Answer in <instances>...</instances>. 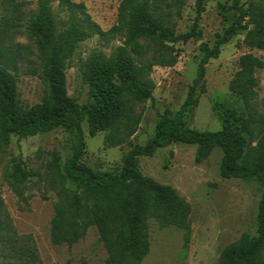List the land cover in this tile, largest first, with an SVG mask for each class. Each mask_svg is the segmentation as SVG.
Masks as SVG:
<instances>
[{
  "label": "trees",
  "instance_id": "obj_1",
  "mask_svg": "<svg viewBox=\"0 0 264 264\" xmlns=\"http://www.w3.org/2000/svg\"><path fill=\"white\" fill-rule=\"evenodd\" d=\"M185 1L121 0L115 23L103 30L82 2L58 0L63 13L59 20L53 14L52 0H37L33 12L25 10L24 1L0 0V144L7 145L12 136L22 140L55 130L73 136L65 161L61 164L54 152L47 165L52 185L60 186L49 231L54 244L72 245L93 226L108 255L107 264H140L149 252V220L181 230L188 243L189 204L174 188L144 176L139 168L140 157H151L171 144H186L196 147L197 164L219 149L222 179L261 187L255 235L244 233L227 245L219 264H264V114L252 109L257 99L256 72L264 68V60L252 53L241 55L229 82V92L246 111L239 128L196 131L185 123L186 114L198 103L197 89L204 90L205 66L218 57L222 46L244 33L242 45L264 53V0H233L235 20L215 36L211 46L204 42L199 46L196 75L182 105L175 112L164 110L154 135L144 145L131 142L141 121V105L152 98L149 76L153 68L173 67L179 56L176 44L201 40L199 21L206 0H195V17L188 31L175 29L173 19L180 17ZM19 36L28 39L35 53L15 42ZM95 36L105 43L119 39L121 45L109 56L92 54L80 66L89 100L79 104L67 93L66 63L80 43ZM28 55L37 60L36 75L43 85L40 101L30 107L23 105L17 87L20 64ZM84 121L90 136L104 133L106 147H130L118 173L81 163ZM38 175L19 158L12 161L5 179L18 192ZM6 229L0 222V231ZM5 242L14 264H41L30 237L13 234Z\"/></svg>",
  "mask_w": 264,
  "mask_h": 264
},
{
  "label": "rangeland",
  "instance_id": "obj_2",
  "mask_svg": "<svg viewBox=\"0 0 264 264\" xmlns=\"http://www.w3.org/2000/svg\"><path fill=\"white\" fill-rule=\"evenodd\" d=\"M26 3L25 10L33 12L37 0H19ZM82 2L91 19L101 29L108 30L116 20L121 0H72ZM233 0H206L199 21L201 40L178 43V61L173 67H154L149 78L152 82V98L141 107L143 113L132 144L144 145L155 133L160 115L165 109L175 112L186 99L188 89L196 75L200 58L199 46L212 45L217 34L230 25L237 15ZM51 8L57 19L63 18L58 0H52ZM195 17V0H186L179 18H174L178 33L188 31ZM244 33L235 36L222 46L216 59L205 66L204 90L198 88V103L185 116L188 128L196 131L215 132L227 127H240L246 118L241 100L229 92L228 86L238 69L239 57L252 53L264 60V53L249 50L242 45ZM15 42L35 49L24 36ZM121 45L119 39L105 43L92 37L80 43L66 63L67 93L79 104L89 100L88 87L80 78V66L95 53L109 56L113 48ZM37 60L33 55L23 59L17 73V87L24 106L38 103L43 85L38 79ZM257 99L252 109L264 114V68L256 72ZM140 107V108H141ZM140 110V109H139ZM85 151L81 163L93 170L118 173L122 157L130 147L123 145L108 148L103 143L104 133L90 136L88 123L82 124ZM73 136L62 130L19 140L12 136L7 145L0 144V222L6 230L0 231V264H14L5 237L28 236L36 246L41 264H107L108 255L97 230L90 226L85 235L72 245L54 244L50 239V223L54 205L58 201L59 184L52 185V175L47 165L53 153L60 156V163L70 155ZM196 147L171 144L158 149L151 157H140L142 174L162 185L174 188L190 206V237L185 243L181 230L160 227L148 221L149 252L140 264H219L223 249L237 241L244 233L251 236L256 231V215L262 189L254 182L239 179H222L219 166L222 153L215 148L200 164L195 163ZM21 159L27 170L39 173L18 189L6 181L13 160ZM7 232V233H6Z\"/></svg>",
  "mask_w": 264,
  "mask_h": 264
}]
</instances>
